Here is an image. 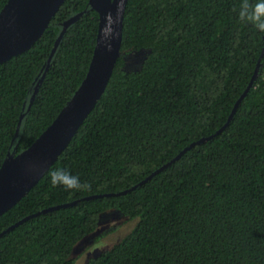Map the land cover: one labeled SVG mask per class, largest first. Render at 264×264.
Segmentation results:
<instances>
[{
	"label": "trees",
	"instance_id": "trees-1",
	"mask_svg": "<svg viewBox=\"0 0 264 264\" xmlns=\"http://www.w3.org/2000/svg\"><path fill=\"white\" fill-rule=\"evenodd\" d=\"M239 3L128 0L104 94L42 179L0 217L2 234L34 216L0 237V264H74L75 246L115 210L135 228L87 264H264V33L238 21ZM79 14L49 62L64 23ZM98 29L90 0H65L36 44L0 65V169L73 98ZM55 168L91 190L53 188Z\"/></svg>",
	"mask_w": 264,
	"mask_h": 264
},
{
	"label": "water",
	"instance_id": "water-1",
	"mask_svg": "<svg viewBox=\"0 0 264 264\" xmlns=\"http://www.w3.org/2000/svg\"><path fill=\"white\" fill-rule=\"evenodd\" d=\"M64 2L65 0H9L0 13V65L31 49L49 28L51 20ZM127 3L128 0H90V6L99 14V29L97 45L89 72L73 98L41 137L22 153L18 155L10 154L3 163L0 169V217L22 200L42 179L66 149L104 94L121 54ZM82 15H76L64 23V29L57 40L49 62L67 28ZM263 56L264 50L261 57ZM259 68L260 63L257 66L253 80L235 105L228 122L215 135L221 133L231 122L240 103L253 87ZM40 82L35 88L34 95ZM213 137L209 136L191 144L171 162L154 171L146 180L120 194H126L143 185L180 159L186 151ZM29 160H37L41 163L42 167L39 173L31 174L25 170V163ZM95 197L99 196H92L88 199ZM75 203L77 202L53 207L44 210L42 213L65 208ZM32 217L34 216L19 221L0 234V237Z\"/></svg>",
	"mask_w": 264,
	"mask_h": 264
},
{
	"label": "rangeland",
	"instance_id": "rangeland-1",
	"mask_svg": "<svg viewBox=\"0 0 264 264\" xmlns=\"http://www.w3.org/2000/svg\"><path fill=\"white\" fill-rule=\"evenodd\" d=\"M139 60H134L133 67L139 66ZM136 223L116 210L103 214L97 230L75 246L72 253L74 264H87L90 259L111 249L135 228Z\"/></svg>",
	"mask_w": 264,
	"mask_h": 264
},
{
	"label": "clouds",
	"instance_id": "clouds-1",
	"mask_svg": "<svg viewBox=\"0 0 264 264\" xmlns=\"http://www.w3.org/2000/svg\"><path fill=\"white\" fill-rule=\"evenodd\" d=\"M238 21L245 25H251L259 32L264 33V0H240L237 7L233 8ZM42 165L37 160H29L25 163V170L31 174L39 173ZM53 188L62 187L67 191H89L91 185L82 183L79 176L73 175L63 168H55L48 172Z\"/></svg>",
	"mask_w": 264,
	"mask_h": 264
}]
</instances>
